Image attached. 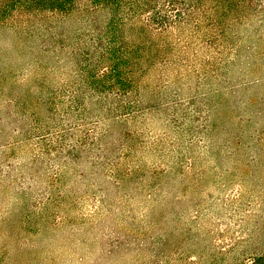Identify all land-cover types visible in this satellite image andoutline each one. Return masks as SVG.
Listing matches in <instances>:
<instances>
[{
  "label": "rangeland",
  "instance_id": "obj_1",
  "mask_svg": "<svg viewBox=\"0 0 264 264\" xmlns=\"http://www.w3.org/2000/svg\"><path fill=\"white\" fill-rule=\"evenodd\" d=\"M49 1L0 0V264L262 253L264 0Z\"/></svg>",
  "mask_w": 264,
  "mask_h": 264
},
{
  "label": "trees",
  "instance_id": "obj_2",
  "mask_svg": "<svg viewBox=\"0 0 264 264\" xmlns=\"http://www.w3.org/2000/svg\"><path fill=\"white\" fill-rule=\"evenodd\" d=\"M75 0H50L49 6L52 10H64L70 7ZM172 6H177L176 4H183L189 8L186 11L181 9L174 10L176 13L172 16L164 13L163 10L159 8L154 10L152 15L151 22L158 26L159 29H165L172 23L177 21H186L195 19V12L198 10L199 5L202 3V0H169ZM89 2L95 7H108L112 12H121L127 13V15H136L141 11L146 10L147 8H153L150 6L152 0H144L142 4L138 0H89ZM238 264H264V251L260 254L253 255L247 260H243Z\"/></svg>",
  "mask_w": 264,
  "mask_h": 264
}]
</instances>
